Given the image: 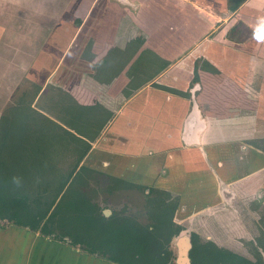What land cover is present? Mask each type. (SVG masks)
Masks as SVG:
<instances>
[{
  "label": "crops",
  "instance_id": "obj_1",
  "mask_svg": "<svg viewBox=\"0 0 264 264\" xmlns=\"http://www.w3.org/2000/svg\"><path fill=\"white\" fill-rule=\"evenodd\" d=\"M147 1L0 0V100L34 96L33 107L92 136L81 165L179 195L178 223L264 264V42L253 37L264 0H251L250 16L238 11L251 39L187 48L175 0ZM142 10L160 36L163 23L172 32L170 42H143L140 54L149 46L160 57L150 67L122 55L141 33L131 18ZM219 11L213 25L228 19ZM92 105L95 128L106 119L99 134L65 123ZM0 264L124 263L0 220Z\"/></svg>",
  "mask_w": 264,
  "mask_h": 264
},
{
  "label": "trees",
  "instance_id": "obj_2",
  "mask_svg": "<svg viewBox=\"0 0 264 264\" xmlns=\"http://www.w3.org/2000/svg\"><path fill=\"white\" fill-rule=\"evenodd\" d=\"M34 100V96L27 93H23L19 97L18 102L14 105L15 125L12 119L7 118L6 122L9 124L1 134L0 220L4 221L6 225L13 223L44 235H52L54 233L53 226L57 224L60 227H68L67 233L73 236L76 232L70 228V225L79 221L83 224L84 234L89 246L91 245L88 250L90 253L95 252L96 249H102V246L98 247L93 240V232L100 231L105 236L102 238L101 245L106 246L111 252L109 258L124 264H166L168 262V252L165 250L167 240H162L159 236L164 233L165 238L168 239V235L172 234L170 222L161 219L154 230L136 224H130L128 227L123 226L122 229L121 227L115 228L112 225H107L104 217L96 215L92 207L81 208V200L86 201L85 198L80 199L81 197H79L78 203L76 199L68 200L66 203L63 200L56 203V195L52 199L46 196L48 186L56 178L62 182L57 195L70 178V176L59 178L56 175L57 155L63 150L76 156V168L91 149L89 140L93 138L86 132L83 137L65 128L33 107ZM97 108L96 105L80 106L69 112V119L97 135L106 121V119L102 120L101 126L95 128L99 118ZM29 116H31L30 119ZM22 119L19 126L18 122ZM25 121L29 122L25 123ZM78 129L82 133V129L79 127ZM42 132L49 139L48 143L43 145L37 144L33 139ZM19 137L23 139L21 142H18ZM17 152L20 158L19 155H15ZM18 165H21L22 168H17ZM13 176L23 178L21 189H16L11 183ZM70 210L73 211V214H69ZM77 211L81 212L80 217H78ZM163 212L167 213L168 209L165 208ZM79 241V239H74L72 243L75 245ZM195 253L197 261L201 264H254L249 259L229 250L221 249L211 242L196 244Z\"/></svg>",
  "mask_w": 264,
  "mask_h": 264
},
{
  "label": "flooded vegetation",
  "instance_id": "obj_3",
  "mask_svg": "<svg viewBox=\"0 0 264 264\" xmlns=\"http://www.w3.org/2000/svg\"><path fill=\"white\" fill-rule=\"evenodd\" d=\"M156 56L160 58L157 54ZM154 62L155 60L153 61V64ZM165 62L166 64L169 63L168 61ZM164 67H166V65ZM12 108L13 110H15V107ZM7 118L13 120L15 116H8ZM8 124L9 123L5 122V125L1 128L0 140L2 139L1 134L3 133V129L6 128ZM63 158L64 159L66 158L67 161H64ZM84 158L75 168V164L77 160L76 156H71L69 159V154L63 150L61 153L57 155L58 161H56L55 164L57 167V170L55 172L56 175L59 177L70 176V178L68 179L63 190L58 195L57 193L55 194L57 196L56 203L61 200L65 202L69 191L74 187L73 192H71L70 194L69 201L72 199H76L78 203L79 197H81L80 199L85 198L86 202L88 203L87 207H92L96 215L104 217L107 225L109 226L112 225L115 228L121 227L122 229L123 226L128 227L130 224H136L145 228H149L150 230H154L157 223H159L161 219L166 220V222H170L172 224V230H173L172 234L168 235V239L165 238L164 233H161L162 235L160 234L159 236L160 239L167 240L165 245V250L166 252H168V262L166 264H188L187 259H189L190 262L189 264H201L197 261V255L195 253L196 244H206L211 242L221 249H226L233 253H236L235 251L229 248L218 245L216 242H214L211 239H205L201 234H199L194 230L189 231L185 226H183L182 224L176 221V213L180 204L179 195L174 194L168 190L138 185L128 181L127 179L110 176L104 172H100L93 168L86 167L84 165H81ZM92 180L95 181L96 188H94L91 185ZM105 182L107 183L106 185ZM92 194H95L96 196L107 195V196H115V197L121 195H130L132 197L135 194H144L145 196L144 211L146 209L144 213L145 215H147L148 222L144 223L140 219L142 217V216L140 217V215H138V217L128 214L121 215L119 213L113 212L109 208H103L98 202L93 200V198L91 197ZM56 196L51 197V199ZM55 206L56 204L54 205V208ZM165 208L168 209L167 213L163 212ZM83 209L86 208L83 207ZM76 213L78 217H80L81 212L77 211ZM69 214H73V211L70 210ZM164 216L165 218H163ZM262 221L264 222V217L262 218ZM4 224L5 223L1 221V225L4 226ZM53 231L54 233L51 235L52 237L55 238L57 237L60 239L62 238L63 239L62 241H64L65 243H68L71 246L78 247L83 251L90 253V251L88 250L91 245L89 246V242L87 241L86 235L84 234L82 227L79 230L80 233H77L74 236L69 235L67 233L68 231L67 227L65 226L60 227L57 224H54ZM93 234H94L93 240L95 245L97 244L98 247L102 246V249H96V251L92 253L111 256V252L108 251L106 246L101 245L102 238L105 237L104 234L100 231L93 232ZM74 239H79L81 242L79 241V243L74 245L72 243ZM174 255H176V259L174 258ZM250 261L254 264H259L257 261H253V260Z\"/></svg>",
  "mask_w": 264,
  "mask_h": 264
},
{
  "label": "rangeland",
  "instance_id": "obj_4",
  "mask_svg": "<svg viewBox=\"0 0 264 264\" xmlns=\"http://www.w3.org/2000/svg\"><path fill=\"white\" fill-rule=\"evenodd\" d=\"M250 2H251V0H175V1H173L174 4H172V5L173 6L175 5V8L177 9V7H178L179 10L181 11V14L178 13L175 16L176 21H179V23H180V34L182 32H184V30H186V32L182 33L183 35L181 34V36H184V38L188 37V39H189V43L185 44L186 48H187V46L188 47L191 45L194 46V45L199 44L205 40L211 39V37L213 39H215L217 37H218V39H220V37H221L224 40H231V39L236 38L239 41L251 39V37H252L251 36L252 35L251 27H249V28L244 27V26H246L245 23H243L242 20L239 19L237 16L239 10H243L245 15L247 14L250 16V12L246 11V10H248V8L251 4ZM168 4H170V2L169 3L165 2V6H167ZM158 6H159V4H158ZM221 7L227 8V11L229 12L228 13V19L227 20L222 19V20L218 21L217 25H213V23L210 22V18L212 15L217 16L216 13L220 12L219 9ZM244 8H245V10H244ZM138 14H139V16H137L135 19L131 18V24H133V27H132V28H134L133 30L141 31V33H139V35L137 34L138 36H136L135 33L133 34L131 44L129 43V45L127 47H125L126 51H125V53H122V55L134 57L135 53H136V55L140 56L142 58L143 62L145 61V63H147V66L150 67V63L153 62V60L156 58V54H155V51L153 52L152 49L149 48V46H148V49H144L142 51V53L140 54L139 52L141 50V47L143 46V42H147L148 45L151 44L152 46H154V44H152L150 41H156V37H154V36H157V35H158L159 40H163V42H170L172 40V32H171L170 27H169L170 23H169V25H167L165 23L162 24L163 29H162V35L160 36V32L155 31V27H156L155 18L152 22H150L148 20L146 21V19L144 18L143 10H142V12H139ZM164 17L165 18H163V20L167 19L168 13H165ZM188 17H189V20H188ZM213 20H215V19H213ZM170 22H171V20H170ZM158 23H159V20H158ZM188 23L191 27L194 25L193 26L194 30H192V28H190V30H188L189 29ZM211 24H212V27H209ZM151 25H153L154 27ZM226 26H228L227 31H225ZM185 39H187V38H185ZM184 49H185L184 46H182V49L180 51H182ZM73 51H74L73 49L69 51V56H73ZM69 94H67V95H69ZM68 97H69L70 101L74 102V104H73V108H74L75 105H77V101H75L73 99L71 94ZM10 99H11V97L9 96V98H8V96H7V97H2V99L0 100V102H2L3 104H7V103L9 104L8 106H6L7 108L5 107V110H2V112H0V113H2V114H0V130L5 125V122H6V119L8 116H15V110H13V108H12V107H14V105H12V103H11L12 99L11 100ZM65 116L68 118V119L67 118L64 119L65 123L68 126H73L72 124L74 122L72 121V119H69V112ZM28 118L30 119L31 116H29ZM13 121H14V125H15V119H13ZM22 121H23V119L18 122L19 126L21 125ZM28 122L25 121V123H28ZM75 123H74V126H77L78 124L76 123L77 124L76 125ZM31 126H33V124H31ZM78 127L79 126L75 127V129L79 133H81L79 131ZM79 128H81V127H79ZM82 130H83L82 131V134H83L85 131H84V129H82ZM30 135H31V133H30ZM33 139H35V142H37V144L39 143L41 145H43L44 143H48V140H49V139H47V137L44 136V132H42L37 137H34ZM22 140L23 139L21 137H19L18 142H21ZM11 153H13V152H11ZM15 155L18 156L19 155L18 152L15 153ZM71 156H74V155L69 154V159ZM18 157L20 158V155ZM63 160L67 161L66 158L65 159L63 158ZM17 168L21 169L22 166L18 165ZM59 178H62V177H59ZM106 182H107V180H106ZM106 182H105V185L107 184ZM61 184H62V182L60 181V179L56 178V180L53 181L52 184L48 186V192H46V196L49 198L55 196V194L60 189ZM91 185L94 188H96V183L94 180H92ZM73 190H74V187L69 191V193H68L69 197L67 196L65 203L69 200L70 194H71V192H73ZM91 197L93 198V200L98 202L103 208H109L113 212L119 213L121 215L128 214V215H132V216H136V217H138V215H140V217L142 216L140 219L144 223L148 222L147 215H145V213H144L146 211V209L144 211V204H145L144 194H135L132 197L130 195H121V196L115 197V196H107V195L106 196L105 195H101V196L97 195L96 196L95 194H92ZM130 197H131V199H130ZM87 205H88V203L86 201L81 200V207L82 208L83 207L86 208ZM70 226H71L70 228L74 229V231L77 234V233H80L79 230L83 226V224L79 223V221H78V223H76L74 225H70ZM174 258L176 259V255H174Z\"/></svg>",
  "mask_w": 264,
  "mask_h": 264
},
{
  "label": "clouds",
  "instance_id": "obj_5",
  "mask_svg": "<svg viewBox=\"0 0 264 264\" xmlns=\"http://www.w3.org/2000/svg\"><path fill=\"white\" fill-rule=\"evenodd\" d=\"M253 37L258 42H264V20H262L258 27L254 30ZM11 183L16 189H21L23 187V178L20 176H13L11 178Z\"/></svg>",
  "mask_w": 264,
  "mask_h": 264
},
{
  "label": "water",
  "instance_id": "obj_6",
  "mask_svg": "<svg viewBox=\"0 0 264 264\" xmlns=\"http://www.w3.org/2000/svg\"><path fill=\"white\" fill-rule=\"evenodd\" d=\"M69 127H71V128H74V129H75V127H74V126H69ZM185 251H186V248H185ZM187 262H188V264L190 263V262H189V259H187Z\"/></svg>",
  "mask_w": 264,
  "mask_h": 264
}]
</instances>
